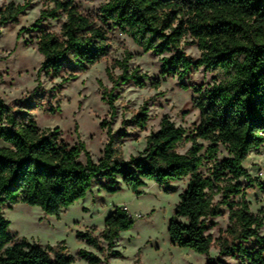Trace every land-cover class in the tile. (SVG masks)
I'll return each instance as SVG.
<instances>
[{"label": "trees", "instance_id": "1", "mask_svg": "<svg viewBox=\"0 0 264 264\" xmlns=\"http://www.w3.org/2000/svg\"><path fill=\"white\" fill-rule=\"evenodd\" d=\"M48 1L53 8L42 11L37 23L59 15L66 19L59 34L40 31L41 72L62 78L67 71L65 81L75 79L110 55L112 34L119 31L146 54H173L164 59L163 77L184 79L192 69L204 67L217 75L218 82L206 90L193 88V103L200 112L193 132L188 134L164 116L159 130L146 137L145 154L128 161L120 145L127 135L114 134L106 121L100 127L108 129V142L95 163L83 142L70 146L57 130H41L28 113L15 112L0 97V140L6 143L0 147V264H73L63 243L43 248L15 240L3 208L22 203L59 217L85 199L99 178L107 181L103 189L110 193L117 192L121 180L136 196L142 195L147 182L174 193L170 184L188 178L169 222L171 244L200 255H209L216 245L239 264H264V237L259 236L264 217L252 213L241 182L245 179L264 193V182L252 179L243 166L252 153L264 149V0H106L92 15L84 14L75 0ZM25 8L10 3L0 9V26L16 23ZM188 39L201 54L196 62L182 51ZM131 59L126 51L123 60L107 69L113 89L131 80L144 86L137 71L130 72ZM115 69L120 76L113 74ZM113 91L103 93L111 118L116 112ZM148 121L144 108L133 119L141 130ZM201 142L210 145L205 149ZM184 143L190 148L181 154ZM220 146L230 156L222 162ZM207 161L212 170L205 176L201 170ZM223 208L228 211V227L214 240L208 231L215 224L209 225V220L224 217ZM134 225L127 210L117 208L105 219L100 237L92 230L78 233V238L103 256ZM251 240L256 247L246 246ZM80 255L88 264H103L85 250ZM112 255L121 257L118 252Z\"/></svg>", "mask_w": 264, "mask_h": 264}, {"label": "rangeland", "instance_id": "2", "mask_svg": "<svg viewBox=\"0 0 264 264\" xmlns=\"http://www.w3.org/2000/svg\"><path fill=\"white\" fill-rule=\"evenodd\" d=\"M105 2L75 0L81 11L89 15L95 14ZM10 3L26 8L16 23L0 26V97L15 112L28 113L41 130H57L61 140L70 146L83 142L97 163L103 157L108 142V129L100 127L103 121L109 124L114 134L127 135L120 144L127 161L145 154L146 137L159 130L164 116L188 134L199 125L200 112L193 103L196 97L193 88H212L218 82L215 73L201 67L192 69L184 79H180L179 75L163 77L161 67L164 59L170 58L172 53L164 56L146 54L128 36L114 31L110 42L111 53L107 58L75 79L65 81L69 76L67 71L63 72L62 78H54L40 71L43 57L37 50L38 37L42 30L59 34L65 16L47 18L38 24L42 11L53 8L48 0H0V9ZM126 51L132 55L130 72L137 71L144 86L140 87L131 80L119 83L113 89L107 69L114 61L123 60ZM182 51L192 62H196L201 55L190 39L183 44ZM112 71L115 76L121 75L119 69ZM104 90H114V118H111ZM143 108L149 121L141 130L133 119ZM201 143L205 149L210 145ZM3 146L6 143L0 140V147ZM189 148L190 144L184 143L178 151L185 154ZM229 157L228 150L220 146L218 162ZM82 161H85L84 157ZM243 166L252 179L264 182V149L252 153ZM211 170L212 164L207 161L201 173L208 176ZM118 182L117 192L110 193L103 189L107 181L99 178L85 199L76 202L59 217L46 216L40 208L22 203L12 208L5 206L3 214L10 222L9 233L15 240L26 239L43 248L63 243L68 254L75 259L73 264H88L80 255L82 250L100 257L103 264H239L237 258L221 254L216 245L209 255H200L171 244L169 222L180 202V194L188 185V178L170 184L174 193H167L165 187L147 182L141 189V196L133 194L121 180ZM241 182L252 213L264 217V193L250 186L245 179ZM220 199V196L216 197V201ZM117 208L127 210L135 225L131 230L122 232L114 247L102 256L79 240L78 233L93 230L100 237L105 219ZM223 211L224 217L209 220V225L215 224L208 231L214 240L228 227V211L226 208ZM259 236L264 237V226L259 230ZM104 246L107 247V244L104 243ZM246 246L254 248L256 241L251 240ZM112 252L120 253L121 257L113 256Z\"/></svg>", "mask_w": 264, "mask_h": 264}]
</instances>
